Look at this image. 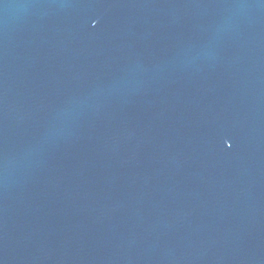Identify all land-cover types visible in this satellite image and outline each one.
Segmentation results:
<instances>
[{"label": "water", "instance_id": "95a60500", "mask_svg": "<svg viewBox=\"0 0 264 264\" xmlns=\"http://www.w3.org/2000/svg\"><path fill=\"white\" fill-rule=\"evenodd\" d=\"M0 264H264V0H0Z\"/></svg>", "mask_w": 264, "mask_h": 264}]
</instances>
